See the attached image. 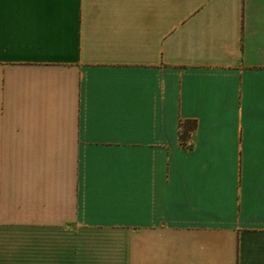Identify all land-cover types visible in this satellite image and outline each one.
Listing matches in <instances>:
<instances>
[{"label": "crops", "instance_id": "crops-1", "mask_svg": "<svg viewBox=\"0 0 264 264\" xmlns=\"http://www.w3.org/2000/svg\"><path fill=\"white\" fill-rule=\"evenodd\" d=\"M0 264H264V0H0Z\"/></svg>", "mask_w": 264, "mask_h": 264}, {"label": "trees", "instance_id": "trees-1", "mask_svg": "<svg viewBox=\"0 0 264 264\" xmlns=\"http://www.w3.org/2000/svg\"><path fill=\"white\" fill-rule=\"evenodd\" d=\"M196 128L195 123H191L190 125H187V123H182L181 125V133H180V142L181 145L185 148L186 147V141L190 138L191 132L194 131Z\"/></svg>", "mask_w": 264, "mask_h": 264}]
</instances>
